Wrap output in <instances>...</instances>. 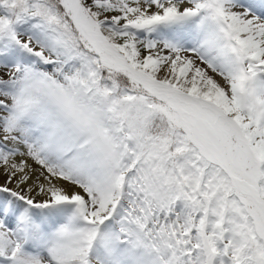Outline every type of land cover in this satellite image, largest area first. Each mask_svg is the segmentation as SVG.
Wrapping results in <instances>:
<instances>
[{
	"label": "snow or ice",
	"instance_id": "1",
	"mask_svg": "<svg viewBox=\"0 0 264 264\" xmlns=\"http://www.w3.org/2000/svg\"><path fill=\"white\" fill-rule=\"evenodd\" d=\"M0 264H264V0H0Z\"/></svg>",
	"mask_w": 264,
	"mask_h": 264
}]
</instances>
